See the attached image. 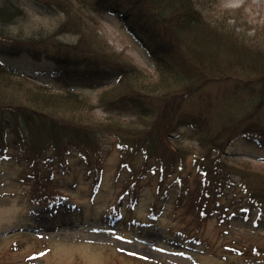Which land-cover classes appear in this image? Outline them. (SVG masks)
Instances as JSON below:
<instances>
[{
    "label": "trees",
    "instance_id": "1",
    "mask_svg": "<svg viewBox=\"0 0 264 264\" xmlns=\"http://www.w3.org/2000/svg\"><path fill=\"white\" fill-rule=\"evenodd\" d=\"M23 1L33 2L42 17H59V25L49 32L31 29ZM206 3L217 0H0V59L5 54L2 48H21L22 52H12L31 59L46 56L53 60L55 70H63V79L69 75L70 64L85 65L86 69L90 66L78 78L82 75L81 81H101L100 86H105L99 98L103 107L129 104L135 108L132 115L114 109L101 119L90 96L39 83L0 62V170L6 171V165L18 170L11 174L13 184L28 188L25 191L31 194L32 204L54 202L57 195L50 187L60 173H70L74 168L92 173L94 169L97 177L109 151L115 148L124 156L117 173L118 196L126 192L133 196L145 178L158 181V189L168 186L165 179L175 175L184 186H176L174 206L194 209L201 203L197 212L216 220L219 226L230 217L226 213L231 210L235 215H256L264 220V159L256 164L244 160L230 164L222 158L248 117L241 116L250 109L259 116L257 110L264 102L260 95L253 103L247 100L243 109L229 110L232 101L243 93L235 87V95L226 97L230 104L224 124L216 130L201 126L206 133L195 147L185 146L179 137L189 120L182 108L191 96L200 93L197 97L204 102L198 113H190L191 118L201 121L206 118L203 105L212 96L211 92L205 94V87L217 81L213 85L219 91L220 84L240 80L215 74L226 57H235L238 44L233 39L229 46L227 40L218 44L217 34L211 41L213 33L205 24L210 16ZM103 10L118 16L136 46L153 61L154 73L116 52L98 33L96 14ZM58 34L75 40H64ZM258 52L251 57L253 69L263 60L264 51ZM212 65L213 77L207 71ZM257 84L264 93V79ZM260 123L255 133L264 135V123ZM123 176L127 178L120 182ZM192 178L191 190L186 183ZM222 214L225 217L221 218ZM224 239L238 242L237 246L225 245L249 259L250 264H264V238L248 232L238 239L234 235L231 240Z\"/></svg>",
    "mask_w": 264,
    "mask_h": 264
},
{
    "label": "rangeland",
    "instance_id": "2",
    "mask_svg": "<svg viewBox=\"0 0 264 264\" xmlns=\"http://www.w3.org/2000/svg\"><path fill=\"white\" fill-rule=\"evenodd\" d=\"M209 4L205 5L210 10L208 12L210 16L205 18L207 20L205 24L213 33L211 41L217 34L215 42L218 44L227 40L229 46L232 39L238 44L235 57L232 58L231 55L223 57L225 61L219 64L220 69L216 67L215 74L225 79L253 78L251 73L257 71L253 70L251 57L257 51L258 55L264 51V0H217V3ZM23 5L28 15L27 24L31 29L49 32L59 25L61 20L59 17H42L39 8L33 2L23 1ZM96 16L98 33L116 52L124 53L139 68L154 73L153 61L136 46L135 40L122 27L117 15L103 10ZM58 37L67 41L75 40L69 35L58 34ZM1 50H5L3 51L5 54L1 55L3 61L37 74L40 82L61 89L70 87L90 96L97 106L96 115L101 119L107 118L109 113H114V109L125 115H132L135 111L134 106L129 104H120L114 109L103 107L99 98L105 86H100L101 81L91 78H84L81 81L82 75L78 78L74 70L78 69L79 73H82L90 70V66L86 69L85 65L82 67L71 65V69L68 68L71 70L67 76L68 81L59 74L52 73L54 62L46 56L31 59L12 52L16 50L22 52L21 48H14L12 51L7 48ZM262 55L263 63L264 53ZM38 68L44 73L39 74ZM214 70L215 65L207 67L211 77ZM238 84L236 80L228 85L220 84L217 98L213 96L212 89H206L205 94L212 93L210 100L206 102L208 107L204 109L206 118L201 120L198 126L188 121L189 125L182 129V138L188 145L200 144L199 138L206 133L201 126L206 125L216 130L224 122L227 105L230 104L226 97L235 95V87ZM196 95L200 97V93ZM197 96L194 94L187 100L184 112L198 113L202 107L201 103L204 102ZM258 137L256 139L254 134L250 136L251 139H242L233 144L229 149V162L240 161L238 163L240 164L249 161L256 164L258 161L252 158L264 157V137ZM123 160V154L112 148L105 158L102 171L98 172L101 175L99 174L96 182L94 169L92 173L83 168H74L67 174L60 173L56 176L58 179H54V185L50 187V191L57 195L52 205L32 204L28 197L31 194L26 192L28 188L21 184H13L15 180L11 174H16L18 170L8 168V165L4 166L7 170H0V264H245L235 255L223 257V252L219 249L221 240L218 239V230L213 221H205L203 224V221L193 220V216L187 213L174 215L177 207L170 196L166 201L160 199L163 205L158 207L165 204L166 211L163 213V209L159 208L161 213L158 219L148 229L141 225L133 231L132 227L138 224L125 225L129 218L137 217L143 220L149 206L156 202V181L146 179L140 181V188L135 193L138 197L135 210L126 209L125 203L129 199L127 202L119 203L123 213L117 225L114 224L115 219H106L105 215H109L112 203L118 197L116 180ZM184 176L187 177V172ZM126 178L123 176L120 182ZM173 178H175L173 187L184 186L175 175L169 180ZM192 182L193 178L186 183V185L189 183L191 190L194 189ZM173 187L168 190L171 191ZM201 225L203 226L199 228ZM224 228L227 227L223 226L221 230ZM257 228L260 235L256 234L255 238L263 239L264 237L259 236H264V227ZM143 229L145 231L142 232ZM198 229L200 232L197 236L210 242L209 247L202 243L197 245L189 240L196 235ZM233 229L239 230L237 234L242 235L247 234L249 228L247 222H239L233 225ZM121 232H125L126 238Z\"/></svg>",
    "mask_w": 264,
    "mask_h": 264
},
{
    "label": "bare ground",
    "instance_id": "3",
    "mask_svg": "<svg viewBox=\"0 0 264 264\" xmlns=\"http://www.w3.org/2000/svg\"><path fill=\"white\" fill-rule=\"evenodd\" d=\"M96 18H97V16H96ZM253 70L257 71V72L251 73L252 76H254L253 78H251V77H248V78L246 77L243 79L240 78L241 81L237 82V83H239L237 88H239L243 93L241 95H238L237 99L232 101V104L230 105L229 110L233 109L234 107H236V108L241 107V109L247 107L245 105V102L247 100H252V103H253V99L257 95H260L264 99V93H262V90L259 89L258 84H257L258 80L264 79V61L262 64H260L259 68H255ZM205 88L206 89H212L214 95H219V91H216L214 89V88H216L214 85L213 86L207 85ZM248 108H250V107H248ZM257 111H258V115H259L258 117L254 116L256 114V112L252 109L246 111L245 114H243L241 116V117H246V116H248V117L242 122V124L240 125V128L238 129L236 134L233 135L232 144H235L236 142H238L242 139H248V137L251 134H253L257 131L258 123H260L261 121L262 122L260 123V126H262V124L264 123V102H263L262 107H260V109ZM226 118H227V115L224 118V122H222L223 124L226 122Z\"/></svg>",
    "mask_w": 264,
    "mask_h": 264
},
{
    "label": "snow or ice",
    "instance_id": "4",
    "mask_svg": "<svg viewBox=\"0 0 264 264\" xmlns=\"http://www.w3.org/2000/svg\"><path fill=\"white\" fill-rule=\"evenodd\" d=\"M122 239V238H121Z\"/></svg>",
    "mask_w": 264,
    "mask_h": 264
}]
</instances>
